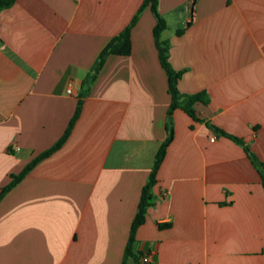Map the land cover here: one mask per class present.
<instances>
[{
    "label": "crops",
    "instance_id": "0c3cea01",
    "mask_svg": "<svg viewBox=\"0 0 264 264\" xmlns=\"http://www.w3.org/2000/svg\"><path fill=\"white\" fill-rule=\"evenodd\" d=\"M144 1L17 0L1 12L0 192L83 106L67 142L1 201L0 264H123L171 129L129 264H264V0H158L179 91L209 99L195 104L202 121L168 113L150 8L132 53L84 84Z\"/></svg>",
    "mask_w": 264,
    "mask_h": 264
},
{
    "label": "trees",
    "instance_id": "16d2710c",
    "mask_svg": "<svg viewBox=\"0 0 264 264\" xmlns=\"http://www.w3.org/2000/svg\"><path fill=\"white\" fill-rule=\"evenodd\" d=\"M17 0H0V14L3 10L11 8ZM158 0H145L138 11V13L133 18L132 22L128 27L125 28L123 32H121L120 35L115 37L110 41V43L103 49L101 54L99 55V58L97 59L91 73L85 80V85H88L90 82H94L103 68L105 61L109 56L116 55V56H129L132 53V39L131 34L132 30L137 24L140 15L142 12L150 8L153 14L156 17V26L154 28V38H155V44L158 50L159 54V60L163 67V69L167 73L168 77V89L169 94L171 95V106L169 109V115H171L175 110L181 109L184 112H186L193 120L195 121H202L198 116L197 112L195 110V104L196 103H203L208 104L209 99L206 95V93H198V94H182L178 89V83L181 79L183 72L182 71H176L173 69L171 63H170V49L171 45L167 41L161 40V34L166 29V24L162 16L158 13ZM82 106H83V100L82 96L79 100L78 107L76 110V113L71 120L69 127L67 128L65 134L62 136V138L49 150L45 151L41 155L34 158L24 169L23 171L18 175H12L11 176V182L5 186L1 192H0V203L3 200V198L12 191L34 168L37 164H39L44 159L50 157L53 153L58 151L68 140L70 137L72 130L79 119L81 112H82ZM207 127L213 129L215 132L220 133L224 136H227L236 142L242 143L239 139L230 136L226 134L225 132L221 131L220 129L212 126L208 122L206 123ZM174 137L173 130H170L169 136L166 139V141L161 146L160 150L158 151L155 159L154 166L152 168L149 182L147 185L143 188L142 196H141V202L139 205L138 213L134 219L132 229H131V235L129 238V242L126 249V258L123 264H129L130 260H136V253H135V245H136V234L138 229L145 223L146 215L148 212V209L153 205V188L157 183V174L158 171L165 159V156L167 154V149L169 145L171 144ZM252 157V155L250 154ZM254 159V158H253Z\"/></svg>",
    "mask_w": 264,
    "mask_h": 264
},
{
    "label": "built area",
    "instance_id": "2783aa9c",
    "mask_svg": "<svg viewBox=\"0 0 264 264\" xmlns=\"http://www.w3.org/2000/svg\"><path fill=\"white\" fill-rule=\"evenodd\" d=\"M191 8H193L194 7V2H192L191 3ZM69 94H72L73 93V91H72V89L70 88V89H68V91H67ZM215 139H212V141H214ZM150 259H151V256L150 255H147V256H145L144 257V262H149L150 261Z\"/></svg>",
    "mask_w": 264,
    "mask_h": 264
}]
</instances>
